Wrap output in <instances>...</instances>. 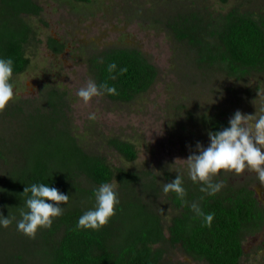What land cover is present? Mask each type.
<instances>
[{"label": "rangeland", "instance_id": "374dc122", "mask_svg": "<svg viewBox=\"0 0 264 264\" xmlns=\"http://www.w3.org/2000/svg\"><path fill=\"white\" fill-rule=\"evenodd\" d=\"M32 2L40 12L20 16L30 29L25 45L29 63L12 76L14 96L0 110V189L24 166L30 134L67 128L86 152L135 175L126 185L116 178L110 182L119 205L134 200L145 204L160 217L167 238V227L179 210L171 192L163 193V183L181 175L186 194L201 192L202 182L190 179L181 159L196 151L198 141L207 146L211 118L231 117L237 110L252 114L264 99V67L231 76L222 63L204 59V47L215 51L216 32L229 13L264 26V0ZM50 38L64 46L62 52L49 50ZM115 48L138 50L157 71L154 83L127 103L101 95L85 104L77 90L93 80L89 60ZM90 112L95 119H89ZM110 140L133 144L136 158L126 161ZM212 180L223 182L221 192L252 191L264 214V183L255 171L221 170ZM78 182L84 192L94 194L96 186L81 178ZM39 236L40 228L30 238L16 230L15 222L0 227V264L19 258L42 264ZM242 243L239 264H264V221L245 229ZM155 247L163 251L159 264H207L186 255L178 244Z\"/></svg>", "mask_w": 264, "mask_h": 264}, {"label": "trees", "instance_id": "16d2710c", "mask_svg": "<svg viewBox=\"0 0 264 264\" xmlns=\"http://www.w3.org/2000/svg\"><path fill=\"white\" fill-rule=\"evenodd\" d=\"M39 12L32 0H0V56L13 59V75L22 73L29 63L25 45L30 29L20 16ZM216 38L215 51L208 45L204 47V59L222 63L231 76H243L249 70L264 67V26L257 20L229 13ZM48 48L57 54L64 46L50 38ZM113 61L117 69L110 73L107 66ZM125 66L127 71L119 73V68ZM89 69L97 84L107 82L116 87L118 94L104 96L122 103L146 92L157 76L154 66L138 50L130 48L103 52L99 58L89 60ZM229 118L225 114L214 116L208 122L210 130L226 127ZM30 135L24 166L13 172L0 189V213L19 218L26 199L23 189L32 183H48L70 196L67 204L61 205L63 214L53 218L51 227L40 228L42 264H159L163 251L155 246L166 242L180 245L186 255L207 264H239L244 253L243 231L264 221L254 193L242 188L211 196L205 192L185 194L183 199L171 192L179 211L167 227V238L160 217L138 200L115 206V214L98 230L77 228L79 216L94 205V194L84 192L78 179L98 187L115 178L126 185L135 180V175L86 152L67 128L54 134L42 130ZM109 144L126 161L136 158L133 144L120 140H110ZM193 202L205 214L214 213L211 226L190 208ZM5 264L33 263L19 258Z\"/></svg>", "mask_w": 264, "mask_h": 264}, {"label": "clouds", "instance_id": "9594fccd", "mask_svg": "<svg viewBox=\"0 0 264 264\" xmlns=\"http://www.w3.org/2000/svg\"><path fill=\"white\" fill-rule=\"evenodd\" d=\"M13 59L0 56V110L14 96ZM110 73L117 69L113 61L108 64ZM127 71V67L119 68V73ZM113 79L115 76L112 77ZM104 94H118L114 85L107 82L97 84L88 79L84 86L77 90V96L87 104L92 97ZM89 119H95L96 114L90 112ZM209 143L204 146L199 141L196 151L186 159L187 170L193 182L201 183V192L214 195L223 186V182H213L212 177L221 170L240 173L246 168L256 172L257 178L264 183V99L260 107L252 114H243L237 110L228 120V125L217 131H208ZM163 193H175L181 199L186 190L183 178L176 175L174 179L163 183ZM26 196L24 207L19 210V218L14 214L5 216L0 213V227L7 228L15 222L16 230L30 238H34L38 228H50L54 217L63 214L62 204H67L70 196L48 183H32L23 189ZM119 205V196L113 184L101 183L94 190V205L79 216L76 227L98 230L108 223L115 214V206ZM190 208L198 216H203L204 222L211 226L214 213L205 214L200 205L193 202Z\"/></svg>", "mask_w": 264, "mask_h": 264}]
</instances>
